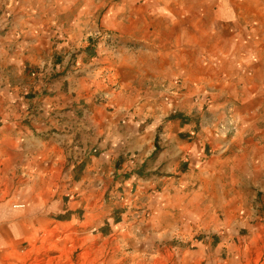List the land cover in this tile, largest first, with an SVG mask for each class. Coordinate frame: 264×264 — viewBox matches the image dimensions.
<instances>
[{"label":"crops","instance_id":"obj_1","mask_svg":"<svg viewBox=\"0 0 264 264\" xmlns=\"http://www.w3.org/2000/svg\"><path fill=\"white\" fill-rule=\"evenodd\" d=\"M160 1L180 0L3 1L0 146L12 147L13 153L0 154V161L16 157L25 161L30 155L27 150L31 151L28 146L33 145L36 175L30 188L170 192L197 189L190 184L221 173L210 166L222 159L231 143L218 137L214 124H198L203 107L190 100L196 94L206 96L202 83L212 81L196 70L211 66L200 56L207 47L202 42V25L199 37L187 35L182 6L153 11ZM227 11L217 4L214 18L228 17ZM187 15L202 21L203 14L191 9ZM126 18L129 25L124 24ZM109 30L130 33L135 39L140 33H146L148 41L153 38L148 43L163 51L150 56L157 61V70L147 64L142 77L124 74L113 60L116 54L111 56L92 37ZM157 34L164 35L162 43H155ZM215 34L219 41L218 30ZM174 35L175 42H168ZM225 41L229 54L234 45ZM167 49L177 53H167ZM173 66L179 71L166 69ZM176 74L183 77L179 86ZM177 110L178 118L168 117ZM44 159L52 163L47 169H42ZM259 170L264 174V167ZM243 174L254 175L250 169ZM254 191L262 198L256 207L263 208L264 180ZM4 195L0 189V264H11L12 253L20 243L33 240L42 218L36 214L37 205L33 217L25 198L12 202ZM76 206L77 202L57 201L53 208L63 214L60 222L69 223L76 219ZM84 209L90 218L100 215L103 207L95 201L86 203ZM257 225L264 226V222Z\"/></svg>","mask_w":264,"mask_h":264},{"label":"rangeland","instance_id":"obj_2","mask_svg":"<svg viewBox=\"0 0 264 264\" xmlns=\"http://www.w3.org/2000/svg\"><path fill=\"white\" fill-rule=\"evenodd\" d=\"M3 1L0 0V15L5 8ZM165 3L156 2V10H152L162 12L166 6L181 5L187 17V35L199 37L202 25V42L207 47L200 56L208 59L211 66L196 70L212 81L202 83L208 91L206 96L196 94L190 100L203 107L198 124H214L218 137L231 143L222 159L211 163L210 169L221 173L190 184L197 189L170 192L32 189L36 175L31 156L34 147L28 146L31 151L27 150L30 155L25 161L17 157L0 161V189H4V196L12 202L25 198L32 216L37 205L36 214L42 218L33 240L20 243L12 253L11 264H264V226L257 225L264 222V207H256L262 198L253 193L264 180V174L259 173L264 167V0ZM217 4L225 6L228 17L214 18ZM190 9L203 14L201 23L187 15ZM128 21L126 18L124 24L129 25ZM156 22H160L159 16ZM217 30L219 41L214 38ZM163 36L155 35V43H162ZM92 37L102 42L111 56L116 54L113 60L124 74L142 77L140 73L146 72L147 64L157 70V61L150 56L163 51L148 43L153 38L148 41L146 33L135 39L130 33L109 30ZM226 39L234 45L229 54ZM171 40L175 42V35L168 37L167 41ZM165 52L177 53L174 49ZM166 69L179 71L176 66ZM176 75L179 86L183 77ZM179 114L177 110L168 117ZM29 131L35 136L34 129ZM11 150L12 147L0 146V154H12ZM213 154L216 155L209 156ZM42 163V169L52 164L45 159ZM249 169L254 175L248 177L243 171ZM42 178L49 181L47 175ZM57 181L60 184L62 179ZM57 201L65 205L77 202L76 219L60 222L63 214L53 208ZM95 201L103 210L90 219L84 207Z\"/></svg>","mask_w":264,"mask_h":264},{"label":"trees","instance_id":"obj_3","mask_svg":"<svg viewBox=\"0 0 264 264\" xmlns=\"http://www.w3.org/2000/svg\"><path fill=\"white\" fill-rule=\"evenodd\" d=\"M173 118H178V116H175V117H173Z\"/></svg>","mask_w":264,"mask_h":264},{"label":"bare ground","instance_id":"obj_4","mask_svg":"<svg viewBox=\"0 0 264 264\" xmlns=\"http://www.w3.org/2000/svg\"><path fill=\"white\" fill-rule=\"evenodd\" d=\"M48 241V240H47Z\"/></svg>","mask_w":264,"mask_h":264}]
</instances>
